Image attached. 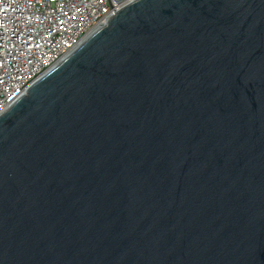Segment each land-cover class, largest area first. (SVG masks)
I'll use <instances>...</instances> for the list:
<instances>
[{
  "label": "water",
  "instance_id": "obj_1",
  "mask_svg": "<svg viewBox=\"0 0 264 264\" xmlns=\"http://www.w3.org/2000/svg\"><path fill=\"white\" fill-rule=\"evenodd\" d=\"M0 264H264V0H134L2 112Z\"/></svg>",
  "mask_w": 264,
  "mask_h": 264
},
{
  "label": "built area",
  "instance_id": "obj_2",
  "mask_svg": "<svg viewBox=\"0 0 264 264\" xmlns=\"http://www.w3.org/2000/svg\"><path fill=\"white\" fill-rule=\"evenodd\" d=\"M134 0H0V114Z\"/></svg>",
  "mask_w": 264,
  "mask_h": 264
}]
</instances>
